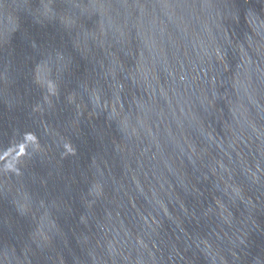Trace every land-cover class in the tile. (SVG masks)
Returning <instances> with one entry per match:
<instances>
[{"label":"water","instance_id":"water-1","mask_svg":"<svg viewBox=\"0 0 264 264\" xmlns=\"http://www.w3.org/2000/svg\"><path fill=\"white\" fill-rule=\"evenodd\" d=\"M0 264H264V0H0Z\"/></svg>","mask_w":264,"mask_h":264}]
</instances>
